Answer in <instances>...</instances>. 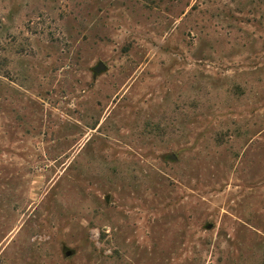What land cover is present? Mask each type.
<instances>
[{
	"label": "rangeland",
	"instance_id": "374dc122",
	"mask_svg": "<svg viewBox=\"0 0 264 264\" xmlns=\"http://www.w3.org/2000/svg\"><path fill=\"white\" fill-rule=\"evenodd\" d=\"M0 264H264V0H0Z\"/></svg>",
	"mask_w": 264,
	"mask_h": 264
},
{
	"label": "water",
	"instance_id": "95a60500",
	"mask_svg": "<svg viewBox=\"0 0 264 264\" xmlns=\"http://www.w3.org/2000/svg\"><path fill=\"white\" fill-rule=\"evenodd\" d=\"M105 69H106V66H105L104 64L100 63V64H98V65L95 67V72H96V73H99V72L104 71ZM172 159H174V157H172ZM65 256H66V257L71 256V252L66 251V252H65Z\"/></svg>",
	"mask_w": 264,
	"mask_h": 264
}]
</instances>
